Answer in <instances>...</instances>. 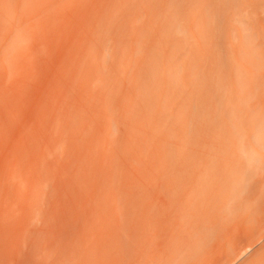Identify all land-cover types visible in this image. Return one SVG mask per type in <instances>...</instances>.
Wrapping results in <instances>:
<instances>
[{
  "label": "bare ground",
  "instance_id": "1",
  "mask_svg": "<svg viewBox=\"0 0 264 264\" xmlns=\"http://www.w3.org/2000/svg\"><path fill=\"white\" fill-rule=\"evenodd\" d=\"M0 264H264V0H0Z\"/></svg>",
  "mask_w": 264,
  "mask_h": 264
}]
</instances>
